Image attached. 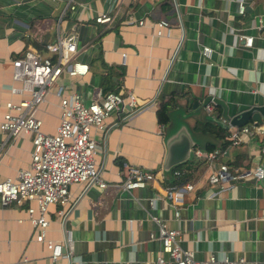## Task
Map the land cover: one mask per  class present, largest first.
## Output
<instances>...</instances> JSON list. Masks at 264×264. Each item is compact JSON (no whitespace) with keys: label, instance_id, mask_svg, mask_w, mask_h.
I'll return each instance as SVG.
<instances>
[{"label":"crops","instance_id":"crops-1","mask_svg":"<svg viewBox=\"0 0 264 264\" xmlns=\"http://www.w3.org/2000/svg\"><path fill=\"white\" fill-rule=\"evenodd\" d=\"M66 2L0 0V115L6 99L20 97L8 90L11 57L24 50L47 55L46 43L66 32L74 35L73 59L86 63L87 71L74 77L64 72L56 83L76 91L84 103L116 86L123 94L132 93L133 107L124 102L110 110L104 123H115L104 133L91 130L105 185L82 190L72 183L70 205L48 206L46 236L58 240L69 231V256L49 260L24 219L26 203H10L0 205V264L148 263L160 251L151 216L175 228L179 245L191 249L196 259L212 254L228 257L232 264H264V177L209 183L206 162L187 163L193 154L180 163L188 174L175 186L171 169L161 167L168 137L180 141L189 133L195 139L193 151L221 145L222 137L199 127L220 126L204 121L210 114L218 120L222 109L212 102L206 112L199 104L205 95L220 99L228 115L262 106L259 122L249 119L244 124L264 129V1L248 0L241 14L236 0H72L73 7ZM98 13L109 15V20L95 21ZM158 19L169 23L161 35L153 32L152 23ZM243 36H251L250 45L242 43ZM100 60L115 68L107 72ZM117 66L123 68L121 75ZM51 90L37 108L45 132H53L57 123ZM171 93L174 104L167 107L168 120L161 125L154 116L156 100ZM259 136L250 130L238 144H226L219 160L239 170L259 164L264 171ZM30 148L29 134L11 137L0 131V177H13L27 166ZM116 157L122 159L120 165ZM131 165L149 170L153 177L143 186L122 189L119 182ZM184 183L192 187L186 189ZM172 187L180 194L171 205L165 191Z\"/></svg>","mask_w":264,"mask_h":264},{"label":"built area","instance_id":"built-area-1","mask_svg":"<svg viewBox=\"0 0 264 264\" xmlns=\"http://www.w3.org/2000/svg\"><path fill=\"white\" fill-rule=\"evenodd\" d=\"M71 1L66 2L69 7H73ZM247 1L236 0L237 13L243 12ZM109 18L104 13L94 16V20L98 22L108 21ZM256 20L259 22L257 25L261 24L259 16ZM142 22V19L136 21L138 24ZM152 26L156 35L164 34L169 29V23L165 19L154 21ZM242 39L244 45H250L251 36H243ZM45 50L47 55L24 50L10 59L12 83L8 90L20 97L17 100L8 98L3 102L0 131L11 137L29 134L31 148L27 166L18 168L13 177H0V205L26 203L24 219L30 224L32 238L42 243L47 258L53 261L61 255L69 256L71 239L69 231L58 240L46 236L48 206L56 203L70 205L72 198L69 185L72 183L81 185L82 190L88 186L105 185L101 162L96 160L98 147L91 130L104 133L115 123H104L109 111L116 110L124 102L133 107V95L130 92L122 94L120 91L107 90L91 97L86 103L82 102L76 91H66L64 85L56 83L57 77L64 72L74 77L82 76L87 71L86 63L73 59L76 51L73 32L57 35L53 41L46 43ZM51 88L57 100V123L53 132H45L40 127L42 121L37 114V105L45 99ZM204 108L209 111L211 103L205 104ZM250 130L260 134L257 146L259 153L264 154V129L253 122L231 126L226 134L227 144H238L242 135ZM223 153L224 147L193 151L195 156L205 159L209 167L206 175L209 183L247 177L260 180L264 177V171L259 164L252 170H239L219 160ZM152 177L149 170L131 165L127 167L119 186L122 189L140 187ZM183 187L190 189L192 184L184 183ZM179 194V189L174 187L165 191L171 205L179 201ZM63 213L62 209L56 210L60 217ZM176 213L174 210L173 214ZM151 219L157 225L160 251L150 262L139 264H232V260L225 256L217 259L208 254L204 259L194 258L191 249L179 245L178 231L175 228L168 227L155 216H151Z\"/></svg>","mask_w":264,"mask_h":264},{"label":"water","instance_id":"water-1","mask_svg":"<svg viewBox=\"0 0 264 264\" xmlns=\"http://www.w3.org/2000/svg\"><path fill=\"white\" fill-rule=\"evenodd\" d=\"M219 103L222 107L221 109V117H218V120L215 118L213 114L208 115V118L204 120L205 122L211 124H217L223 127L224 129L229 126H239L246 123L249 119L253 121L259 122V115L262 114V106H250L244 110H241L232 115H228L226 112V107L224 103L215 96L205 95L203 99L200 101V105L204 107L207 103ZM197 104L196 100L191 102V106L195 107ZM207 112V111H206ZM167 120H168V109H166ZM176 132V131H175ZM177 134V133H176ZM195 139L187 133V139L177 140V137H168L165 146L166 152L162 161V170L165 172H169L171 167L176 166L180 163L185 162L186 160H190L193 158V143ZM212 144V143H211ZM216 145V144H215ZM217 146V145H216Z\"/></svg>","mask_w":264,"mask_h":264},{"label":"trees","instance_id":"trees-1","mask_svg":"<svg viewBox=\"0 0 264 264\" xmlns=\"http://www.w3.org/2000/svg\"><path fill=\"white\" fill-rule=\"evenodd\" d=\"M102 66L107 69V72L110 71L111 69L115 68L113 66L106 65L102 60H100ZM118 69V74L123 73V68L121 66L116 67ZM107 90H112V91H118V87L113 86L109 87L107 89H103V92ZM122 93V92H120ZM123 94V93H122ZM173 94H167V95H160V97L156 100V107L154 109V116L155 119L158 123L165 124L167 121V115H166V109L168 106L173 105ZM202 130H208L214 132L217 136L222 137V142L221 145L219 146L220 148H223L227 144V139H226V134H227V129H223L220 126H214L210 124H203L199 126ZM213 146L210 144L206 145V150L211 149ZM122 161L121 158L116 157L115 162L120 165V162ZM188 164H193L194 166H198L201 164H205V159H203L200 156H195V158L189 162ZM184 164H179L176 166H173L170 170V181L173 183L175 186L180 185L184 180H186L187 177V171L185 172L184 169L182 170ZM189 177V176H188Z\"/></svg>","mask_w":264,"mask_h":264},{"label":"rangeland","instance_id":"rangeland-1","mask_svg":"<svg viewBox=\"0 0 264 264\" xmlns=\"http://www.w3.org/2000/svg\"><path fill=\"white\" fill-rule=\"evenodd\" d=\"M40 106H41V103H39V104H38V107H40ZM96 146L98 147V145H97V144H96ZM63 207H64V206H63Z\"/></svg>","mask_w":264,"mask_h":264}]
</instances>
